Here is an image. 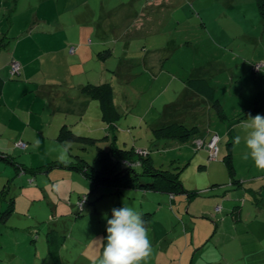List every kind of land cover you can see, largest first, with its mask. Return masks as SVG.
Wrapping results in <instances>:
<instances>
[{"label": "crops", "instance_id": "obj_1", "mask_svg": "<svg viewBox=\"0 0 264 264\" xmlns=\"http://www.w3.org/2000/svg\"><path fill=\"white\" fill-rule=\"evenodd\" d=\"M12 1L15 6L14 12L17 11L21 3L28 4L31 2L30 0ZM11 6L10 0H0V155L14 157L15 161L27 168L28 171H17L15 167L0 159V191L6 187L10 180L14 181L13 188L22 185L18 187L20 189L15 194V211L10 220L6 224L0 223V252L4 254L0 255V264H26L28 259L26 256L27 243L23 244L25 248L21 245L22 241L17 237L18 235L15 234L18 231H24V228L22 223H13L11 220L14 218L13 220L22 221L27 215L33 217L30 212H25L27 203H29L28 206H31L42 198L51 197L52 203H55L53 217L57 216L56 226H59V217L64 218L72 214V211L75 213L78 210L80 197L92 191L91 184L87 183L89 181L80 172H75L77 170L74 168L75 171H72V168H53L52 170L56 172L52 174L57 173L58 176L56 177L50 175L52 170L49 172L44 170L41 173H31L30 171L45 167L49 163H70L72 158L86 155L85 153L82 154L83 148L78 149L73 143L60 142L58 137L64 128L72 130L79 136L93 138L97 140V144H101L105 148L108 147V138L111 136L108 125L102 119L98 101L82 93V88L85 85H97L103 83L104 80L102 78L95 80L90 75H85L83 78L77 77V63L75 61L80 60L82 63L83 59L80 57L85 54L88 47L82 45L81 42L79 49L73 45L67 47L68 42L63 41L58 42L60 46L55 49L44 46L46 43L50 45L49 37L44 40L43 45L40 39H31L34 38V35L28 38L31 40L24 47H20V43L13 47V39L9 34L13 32L15 27L19 28L21 22L17 21L20 14L12 15L10 13L12 11L10 10ZM7 10H9L8 17L6 16ZM42 33L46 34L45 32ZM261 43L264 44L262 39L257 42V44ZM24 48L30 49L25 52ZM71 48L75 49L74 53L70 52ZM31 53L33 56L30 55ZM150 53H156V51L146 53L141 62L137 61L133 66H121L119 64L116 67L117 69L119 67V72L114 69L116 75H120L122 80H125V74L128 75L127 73L132 71V75L130 73V76L128 75L129 80L134 78L133 71L137 68L139 70L136 72L137 77L148 76L149 90L163 82V88L158 91V95L154 96L148 104V108L146 106V112L139 116L129 115L126 119L133 122L130 126L133 127L135 133H128L125 138L122 135L125 133H118L120 130L119 123L123 116L122 112L118 110L121 114V119L115 126L118 145L125 148L134 147L150 150L153 163L157 168L174 170L176 167H182L183 185L188 190L199 193L193 199H189L185 195L175 196L171 204L172 210L170 212L182 216L184 231L187 232L188 228L193 229L191 231L192 243L184 252V255L188 252V260L192 257V263H195L198 258L196 264H262L259 260H253L250 257L258 253L251 249L256 237L261 234L264 235V232L253 228L255 222L257 224L259 222L264 223V170L257 169L251 159L243 160L244 144L235 146L234 140L237 135L244 134L239 125L247 118L243 119L244 115L249 114L254 108L256 98L264 90V81H262L264 55L246 58L249 65L244 72L246 75H234L233 79H236L232 80L230 76L232 71L226 74L232 88L237 89V93L225 97L220 96L222 87L217 79V70L209 74L202 72L198 73V76L192 75L175 63L166 67L167 63L161 58L148 57L147 55ZM59 54H62L63 58L67 60L66 66L63 64V58L60 60L54 58ZM70 55H74L72 61L70 57L68 59ZM230 58L232 59V54ZM14 61L20 65V73L17 75L12 74ZM255 63L263 65L260 73L253 71L251 65ZM101 65L103 66V64ZM71 68L75 72H71ZM47 69L52 72H47ZM99 70L102 74L104 73L103 67H96L95 72L98 73ZM185 75L192 79H204L209 83L214 89L215 98L219 99L224 107L227 114L225 118L222 119L214 109L212 99L197 93L187 85L184 80ZM215 75H217L216 79H214ZM244 81L243 85H239ZM224 83L227 85V82ZM245 84H247L246 88H244ZM170 94L171 96L167 99L166 96ZM228 98L232 102L231 108L227 106ZM198 114H201L203 118L198 119ZM256 114L264 116V105ZM171 124H183L188 128H195L197 134L185 143L177 140L157 139L154 131ZM11 131H15V136H12ZM137 133L138 136H136ZM130 134L133 136H129ZM214 135L220 138L218 155L220 162L209 159L207 146ZM18 142L27 143V147L22 149ZM222 143H225L223 154ZM228 144H231L230 148ZM66 146H68L66 160H60L59 157ZM176 148L180 155L173 154ZM157 150L161 151L155 152ZM89 151H91L89 153L92 157H95L96 151L93 145L89 146ZM229 151L232 154L235 177L240 181L239 184L233 183L224 162ZM192 154L194 157H191ZM43 155L49 158H45L42 163L36 162L38 159H43L45 157ZM85 157L84 159H86ZM71 166H76V164ZM58 169L69 170L70 173L67 174L71 180L64 179ZM205 176L208 180L204 184L195 186L192 184L195 177ZM210 176H212V180H210ZM185 177H188V182L184 180ZM40 178L44 182L48 180L50 186H44L43 181L40 183ZM29 180L38 187L34 185L28 187L25 183ZM77 181L83 187L77 185ZM24 184L26 186L23 187ZM46 186L50 190L49 193H47ZM29 191H32L35 196H31ZM143 194L146 198L154 196L148 193ZM164 195L169 198L171 203L170 196ZM185 197L188 198V201ZM94 202L86 206L84 210L88 215L93 214L92 218H98L99 216L94 213L101 214L100 204L102 201L97 199ZM19 204L25 206L23 212L18 211ZM240 205L241 219L236 222L234 214ZM7 206L8 204L0 199V214L7 209ZM217 207H220L221 211H216ZM251 210H259L256 212V218L251 217ZM16 216H18L17 219ZM102 221L103 218H101L100 229ZM248 223H252L249 231H247ZM201 225L206 227L204 232L197 231ZM160 227L158 226V229ZM164 227L167 229L166 226ZM100 229H98V233ZM104 231L106 229L96 236L98 240L105 239ZM254 232L256 233L254 234ZM10 234L12 236L15 234L12 238L15 240L13 248H9L4 242V238ZM37 234L38 238L41 239V234L39 232ZM238 238L241 241L240 247L245 256L243 263L241 260L232 258V254H237L236 247L233 246ZM22 239L26 242L24 238ZM86 242V260H99L102 255V248L99 243L95 244L90 240ZM249 246L250 250H247ZM21 248H23L22 251ZM170 249L166 248L164 251H160V254H168ZM45 259L47 257L43 253L40 254L36 249L35 259L32 260L34 261L33 264H45ZM172 264H183V261L180 259Z\"/></svg>", "mask_w": 264, "mask_h": 264}, {"label": "rangeland", "instance_id": "obj_2", "mask_svg": "<svg viewBox=\"0 0 264 264\" xmlns=\"http://www.w3.org/2000/svg\"><path fill=\"white\" fill-rule=\"evenodd\" d=\"M30 1L28 4L21 3L17 11L14 12L15 6L13 1L10 0L12 5L10 13L12 15L20 14L17 21L21 22L20 27H15L13 32L9 34L13 39V47L19 43L20 47H24L31 39H40L44 45V40L48 37L50 38V45L47 43L44 45L47 47L56 49L60 46L58 42L63 41L68 42L67 47L73 45V47L79 49L80 42L88 47L85 54L80 57L83 59L82 63H80V60L75 61L77 63V77L83 78L85 75H90L95 80H101L100 78H102L104 80L103 83H109L113 87L115 107L123 114L122 119L120 118V130L118 133H125L122 134L124 138L127 137L126 134L134 132L133 127L130 126L133 122L126 119L129 115H143L148 108V104L154 96L158 95V91L163 88V82L158 83L149 90L148 76L144 77L141 75L137 77L136 72H139V70L135 68L133 71L134 78L128 80L129 73L132 75L131 71L127 73L128 75L125 74V80H122L119 77L120 75H116L114 71L116 69L119 72V67L118 69L116 68L117 65L133 66L137 61L141 62L146 53L156 51V53H150L147 56L161 58L167 63L166 67L175 63L192 73V75L196 74V76H198V73L205 72L209 74L217 70L218 76L215 75L214 79L217 76L220 81V86L222 87L220 96L228 97L230 94L235 95L237 89L232 88L226 74L232 71L230 73L232 80L236 79H233L234 75H246L244 72L249 67L247 64L248 59L246 58L248 56L258 57L262 54L264 55V44H257L261 39L264 41V22H262L263 18L259 12L256 0ZM8 13L9 10L6 11L7 17ZM31 35H34V38L28 39ZM29 49L24 48V51L28 52ZM107 52H112L108 58L106 57ZM231 54L232 59H230ZM30 55L33 56V53ZM69 57L72 61L74 55L68 56V59ZM54 58L60 60L63 56L59 54ZM62 61L66 66L67 60L63 58ZM96 67H103L104 73L102 74L100 70L96 73ZM46 71L52 72L49 69ZM71 72H75V70L71 68ZM182 74L184 73L182 72ZM84 80L86 79L84 78ZM223 81L227 82V85ZM244 83L245 81L239 85ZM246 87L247 84L244 85V88ZM230 90L231 92H229ZM170 96L171 94L166 96V98L168 99ZM235 99L237 98L235 97ZM227 106L228 108L232 107V102L229 98ZM201 118L203 116L198 114V119ZM11 133L12 136H15V131H11ZM138 135L137 133L136 136ZM129 136L132 137L133 135L130 134ZM225 143L221 144L222 154ZM81 151L82 154H86L84 155L90 159L92 164H97L94 162V157L89 153L91 151ZM160 151L157 150L155 152ZM173 154L178 155L179 150L176 148ZM191 157H194V155L192 154ZM45 158L48 159L49 157L45 156L36 162L40 161L42 163ZM214 162H220L218 157ZM74 164L77 167L81 165L77 158L70 160L69 165ZM182 166L184 165L182 164ZM58 170L64 176V179L71 180L69 174H67L70 173L68 172L69 170ZM72 171L75 170L73 169ZM54 172L56 171L52 170L50 175L52 177L58 176L57 173L52 174ZM206 177H195L192 184L194 186L204 184L208 180ZM210 177V180H212V176ZM187 178H184L186 182H188ZM42 181V178H40V183ZM142 181L147 182L148 180L143 178ZM25 184L28 187L30 185L38 187L35 183L30 184V180ZM25 184L23 187L26 186ZM43 185L50 186V183L48 180L43 181ZM77 185L83 187L78 181ZM40 186L42 185L40 184ZM47 186L45 188L47 193H49L50 190ZM91 188L93 190L92 186ZM19 189L18 187L16 189L13 188L11 196L15 195V191ZM116 192L115 186L100 187L90 192L89 196H92L95 201L100 195L102 196L99 197V201H102L100 204L101 214H96L99 217L92 218V215H88L86 212L81 213V216L78 214L80 212L78 207L74 214H69L64 218L59 217L58 224L60 227L56 226L58 222L56 220L57 216L53 217L55 203H52L51 197L42 198L31 206H28L29 203H27L26 210L24 205L19 204L18 211L23 212L25 210L26 213L30 212L33 214V217L27 215L22 221L13 220L14 218L11 220L13 223H22L24 228V231H18L15 234L22 241L21 245L27 243L26 256L28 259L26 264H33L34 261L32 260L35 259L36 249L40 254L43 253L47 257L45 264H55L48 257V245L44 237L54 228L56 233H59V239H64L62 241L63 246L59 252L60 264H98V259L96 261L86 260V241L90 240V242L93 241L97 244L95 242L98 240L96 236L106 229L107 219H111V210L116 208V206L120 208L124 205L141 212L144 220L147 221L153 251L151 256L142 264H172L180 259L183 264H196L198 258L195 263H192V257L188 260V252L184 255L185 250L192 243L191 231L193 229L188 228L187 232L184 231V225L181 221L182 216L170 212L172 208L167 196L150 192L148 194L154 196L146 198L143 194L146 192L139 190H122L119 194H116ZM28 193H31V196H35L32 191ZM186 199L188 201V198ZM251 211V217H255L256 212H259V210ZM53 218H55V221H53ZM101 218H103V221L100 229ZM162 225L166 226L167 229ZM158 226H161V231H159ZM251 226L252 223H248L247 231L251 229ZM50 227L51 230L49 231ZM253 228L264 232V223L259 222L257 224L255 222ZM98 229H100L99 233ZM205 229L206 227L201 225L197 231L204 232ZM38 232L41 234V239L38 238ZM14 235L10 234L4 238V242L9 248L14 246L15 240L12 239ZM239 237L241 238V236ZM104 241L106 242V238ZM240 243L241 241L238 238V241L233 246L236 247L235 251L237 254H232V258L241 260L243 263L245 256L241 250ZM23 246L25 247V245ZM166 248H171L170 252L168 254H160V251H164ZM251 249L258 253H255L250 258L259 260L264 264V235L261 234L256 237ZM22 250L23 248H21ZM247 250H250V246ZM0 255L4 254L0 252Z\"/></svg>", "mask_w": 264, "mask_h": 264}, {"label": "trees", "instance_id": "obj_3", "mask_svg": "<svg viewBox=\"0 0 264 264\" xmlns=\"http://www.w3.org/2000/svg\"><path fill=\"white\" fill-rule=\"evenodd\" d=\"M259 12L262 15V22H264V0H256ZM264 25V23H263ZM112 52H107L106 57H110ZM231 59V58H230ZM263 65L253 64V71L260 73ZM185 82L187 85L195 90L197 93L212 99L214 109L218 112L219 116L223 119L226 117V112L222 103L219 99L215 98L214 89L209 85V83L204 79H192L185 75ZM262 81H264V75L262 76ZM82 93L86 96L92 97L94 100L98 101L101 109L102 119L108 125V131L110 132L111 138H108L109 145L108 147H103L101 144H97V140L93 138H86L77 135L72 130L64 128L59 134V140L62 143H73L76 147L83 148V150L88 149L89 146L93 145L95 147V157L94 162L97 164H92L90 159L85 156H77L79 167L67 165L70 163H60L54 162L49 163L45 167L33 169L31 173H41L49 172L53 168H74L79 171L85 179L89 181L93 187V191L99 189L100 187L105 186H115L117 189L116 194H119L122 190H139L146 193H159L167 194L170 196V201H174L175 196L185 195L189 199H193L198 196V192L188 190L182 183V167H176L174 170L157 168L152 160L151 151L145 149H136L134 147H121L118 145V140L116 136V124L121 118V114L115 107L114 103V91L112 86L109 83H103L99 85L87 84L82 88ZM264 105V90L256 98L254 102V108L250 111V114L254 116L256 113L260 112L262 106ZM244 115L243 119L247 117ZM242 120V119H241ZM157 139L160 140H177L179 142L185 143L191 140L193 136L197 134L195 128H188L183 124H171L163 126L154 131ZM215 136V135H214ZM213 136V137H214ZM212 137V138H213ZM219 137V136H218ZM211 138V139H212ZM211 141V140H210ZM209 141V142H210ZM27 144V143H26ZM233 144V143H232ZM220 145V141H219ZM218 145V146H219ZM231 144H228L230 148ZM23 149V148H22ZM209 152V150H208ZM219 155V153H218ZM84 157L86 159H84ZM0 159L4 160L8 164L12 165L17 169L26 170L27 168L19 165L15 158L12 156L0 155ZM214 161L216 159L210 158ZM139 163L138 166L129 167L128 163ZM224 162L227 165L230 176L232 177L233 183L239 184L240 181L235 177V168L232 160V154L229 151L228 155L224 158ZM66 164V165H65ZM98 165V166H97ZM180 169V170H178ZM43 170V171H42ZM19 174V172H18ZM143 178H147V182L142 181ZM14 181H8L6 187L0 191V199L5 201L8 206L0 214V223L6 224L12 214L15 211V195L11 196L12 184ZM33 181H30V184ZM17 187H19L17 185ZM17 187H14L15 189ZM19 191V190H18ZM17 190L15 191L18 192ZM104 194V192H103ZM102 194V195H103ZM89 194L83 195L78 201L79 213H85L86 206L95 203L94 198L90 197ZM99 197H102L101 195ZM97 199H100V198ZM240 209L241 205L238 207V210L234 214L236 222L240 221ZM217 211V210H216ZM221 211V210H220ZM219 212V211H218ZM94 213V212H93ZM74 214V212L72 213ZM97 214V213H94ZM93 215V214H92ZM145 216V215H144ZM60 227V226H59ZM47 241L48 255L55 264H60L59 262V252L64 239H59V233L55 230L50 231L47 235L44 236ZM107 237V232H104V238Z\"/></svg>", "mask_w": 264, "mask_h": 264}, {"label": "clouds", "instance_id": "obj_4", "mask_svg": "<svg viewBox=\"0 0 264 264\" xmlns=\"http://www.w3.org/2000/svg\"><path fill=\"white\" fill-rule=\"evenodd\" d=\"M239 127L243 135L235 137V146L244 144L242 159H251L255 167L264 170V116L249 113ZM68 146L64 147L60 160L66 159ZM106 242L96 240L102 248L98 264H142L152 254L153 246L141 212L124 205L111 210V219H107Z\"/></svg>", "mask_w": 264, "mask_h": 264}, {"label": "built area", "instance_id": "obj_5", "mask_svg": "<svg viewBox=\"0 0 264 264\" xmlns=\"http://www.w3.org/2000/svg\"><path fill=\"white\" fill-rule=\"evenodd\" d=\"M75 49L74 48H71L70 52L74 53ZM20 73V65L18 62L14 61L13 64H12V74L14 75H17ZM219 141H220V138L215 135L211 141L208 143V150H209V153H210V158L211 159H217L218 157V153H219ZM19 146L23 149H25L27 147V144L24 143V142H20L19 143ZM139 163H128V166L129 167H135V166H138ZM217 211H220L221 208L220 207H217L216 209Z\"/></svg>", "mask_w": 264, "mask_h": 264}]
</instances>
